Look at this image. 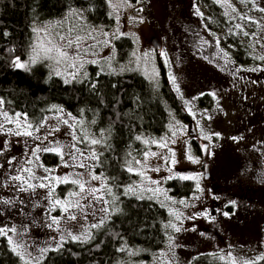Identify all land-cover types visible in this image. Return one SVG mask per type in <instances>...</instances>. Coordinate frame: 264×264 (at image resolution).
I'll use <instances>...</instances> for the list:
<instances>
[{
	"label": "rangeland",
	"instance_id": "1",
	"mask_svg": "<svg viewBox=\"0 0 264 264\" xmlns=\"http://www.w3.org/2000/svg\"><path fill=\"white\" fill-rule=\"evenodd\" d=\"M217 3L227 13V19L233 14L240 15L239 9L251 12L255 23L253 27L245 25L244 30L254 34L248 47L251 56L261 61L264 11L260 9H264V0H227L231 7L219 0ZM108 10L115 21L110 29L89 26L84 21L85 15L75 16L73 12L58 21L34 25L28 52L30 60L19 62L26 66L45 62L50 73L67 84L86 79L89 65L104 64L114 73L136 72L157 86L160 81L157 58L163 60L197 139L206 144L207 178L198 165L203 160L192 152L189 125L174 117L171 137L161 144L157 141L149 144L151 151L147 152V160L144 153L141 157L144 163L136 164L143 173L139 184L159 189L154 196L144 193L145 197L152 196L166 205L169 224L180 228L177 232L170 227L171 239L168 237L165 247L152 257V264H187L197 255H211L228 264H252L253 261L256 264L264 257V117H260L264 108V60L251 70L232 61L221 43L223 38L208 28L205 20L210 16L201 0H109ZM77 35L83 39L77 41ZM243 35V32L238 34L239 41L246 43ZM118 36L129 37L133 46L127 60L114 65L116 53L111 46ZM46 47L62 48L74 59L58 63L54 52L42 50ZM13 66L16 67L14 63ZM73 72L75 77L70 75ZM204 96L213 99L212 108L199 106L198 100ZM4 112L0 104V124H3L0 129V228L7 233L0 236H5L8 242L11 239L10 246L21 256L38 260L66 238L76 236L80 237L76 240H84L91 225L110 215L109 200L103 191L98 193L104 195L103 201L91 197L82 199L74 184L76 191L71 195L59 194V185L65 183L58 182L57 178L71 181L79 177L82 182L88 181L86 187L104 185L100 177L91 179L95 159L91 151L82 150V156L77 151L79 148L70 147L75 118L65 112L49 116L38 131L30 129L33 135L26 137L14 134L23 130L25 122L19 121L18 129V118L8 113L13 119V123H8ZM37 145L50 149L60 146L62 156L49 151L57 154L58 163L51 168L44 167L40 160L44 151L31 156L29 150ZM28 159L32 163H25ZM81 163L86 167H79ZM21 168L31 169L37 177L31 183H45L49 187L19 191L21 182L12 177L30 179L29 173ZM184 175L195 182V194L190 199H180L183 204L168 201L165 182ZM40 177L49 179L42 181ZM56 200L61 204H55ZM76 201L87 206L75 207ZM258 201L263 208L257 205ZM173 213H179L180 218ZM70 215L77 219H69ZM53 217L57 223H53ZM13 228L15 232L7 231Z\"/></svg>",
	"mask_w": 264,
	"mask_h": 264
},
{
	"label": "trees",
	"instance_id": "2",
	"mask_svg": "<svg viewBox=\"0 0 264 264\" xmlns=\"http://www.w3.org/2000/svg\"><path fill=\"white\" fill-rule=\"evenodd\" d=\"M108 1L0 0V101H3L4 110L12 115L20 113L18 120L32 124L33 129L60 112L75 118L73 133L78 141L84 132L90 139L102 140L95 146L89 141L77 142L76 148L91 151L92 156L95 151L98 159H94L92 172L105 186H110L113 193L105 195L110 215L103 224L98 223L100 227L91 228L87 239L66 238L38 260H31L15 252L8 239L0 236V264H152V257L165 247L172 233L170 227H165L171 221L166 205L162 206L153 198L140 200L135 195L124 194V187L139 184L138 179H141L140 175L127 170L129 163L135 172H141L135 160H141L144 153L151 151L148 147L151 141L161 144L171 137L174 117L189 127L193 125L167 76L164 61L157 58L160 76L157 86L136 72L114 73L104 64L89 65L87 78L70 84L51 74L45 62L29 65L26 69L13 66L17 59L30 60L28 52L34 25L58 21L73 12L75 16L85 15L84 21L89 26L110 29L115 21L109 14ZM201 2L210 16L205 20L208 28L223 38L221 43L230 59L249 70L262 64V60L251 56L250 37L243 35L246 43L240 42L238 34L241 31L235 28L237 23L243 27L249 25L241 16L251 17V12L239 9L240 15L233 14L227 19L221 5L214 0ZM112 43L116 53L114 65L124 63L133 46L131 39L118 36ZM198 104L210 109L215 102L204 96ZM137 136L141 140H137ZM189 139L193 154L203 160L200 146L191 137ZM145 140L150 143L145 144ZM40 160L44 167L51 168L58 163V156L54 152H44ZM73 187L71 183L59 185V194L68 197L76 191ZM165 188L166 199L170 202L190 199L196 192L193 180L178 177L168 179ZM218 259L197 255L187 264H228ZM256 264H264V259Z\"/></svg>",
	"mask_w": 264,
	"mask_h": 264
},
{
	"label": "snow or ice",
	"instance_id": "3",
	"mask_svg": "<svg viewBox=\"0 0 264 264\" xmlns=\"http://www.w3.org/2000/svg\"><path fill=\"white\" fill-rule=\"evenodd\" d=\"M214 2H217V0H214ZM219 2H222L223 4L227 5L228 7H231V5L227 3V0H219ZM260 10L261 11H264V9H260ZM232 11L235 12L236 11L235 8H233ZM225 14L227 15V13H225ZM241 19L247 20V22L249 24L255 23V21H253L251 17H248L246 15L245 16H241ZM235 28L237 30L243 32V34H244L245 37H250V36H253L254 35L252 33H249L247 31H245L244 30V27L241 24H239V23H237L235 25ZM230 31H231V29H230ZM82 39H83V37H80L79 35H77V37H76V40L77 41H80ZM48 43L51 44V41H48ZM71 43H72V41L69 40V45H71ZM42 50L45 51L46 53H53L54 52L55 53V56L59 58L57 60L58 63L61 62L62 60L74 59L73 57H70V55H69L68 52L63 51L62 48L46 47V48H43ZM260 59L261 60H264V56H261ZM33 62H34V58H33ZM14 64L18 68H26L27 67L24 63L19 62L18 59H17V61H14ZM68 66L69 67H75L74 64H69ZM70 75H72L73 77H75V73L74 72L73 73H70ZM0 104H3V101H0ZM15 116L17 118H19L21 116V114L20 113H16ZM4 117H5V120L8 123H13V119L12 118H9L7 112H4ZM24 119L26 121L27 120V117L25 116ZM16 123H17V127L19 129L21 127V125H20V122H19L18 119L16 120ZM65 123H67V121H65ZM93 123H94V121H93ZM2 128H3V124H0V129H2ZM30 129H33V125L30 124V123H25L23 125V130L22 131L18 130L14 134L17 135V136L23 135V136H26V137H31L33 135V132L30 131ZM35 130L38 131L39 128L37 127ZM216 135H218V134H216ZM37 139H39V138H37ZM136 139L137 140H141V137L140 136H137ZM72 140H73V143L70 146L71 148H75L77 142H79V143H85L86 141H89L90 142V145H92V146L99 145V144L102 143V140H100V139H96V138H91L90 139L88 137L87 132H84L83 136L79 139V141L77 140L76 133L74 132L73 135H72ZM143 142L145 144L150 143L148 140H145ZM42 143H43V141H41V144ZM151 143H156V142L155 141H151ZM161 146L163 147L164 145H161ZM40 151H44V152L54 151L58 155H61L62 156V149H61L60 146H57L54 149H50L48 147L41 148L40 145H37L34 149H30L29 150V154L31 156H36V153L37 152H40ZM77 151H81V155L82 156L84 155V153H83L82 150L77 149ZM69 155H72V153L69 152ZM148 155H149V153H147V152L144 154L145 161L147 160ZM152 155H155V153H152ZM93 158L98 159V157L96 156L95 151H93ZM189 159H191V157H189ZM9 163H12V161H9ZM25 163L30 164V163H32V161H31V159H28V160L25 161ZM135 163L136 164H141V163H144V161L135 160ZM78 166L81 167V168L86 167V165H84L83 163L79 164ZM21 170L22 171H27L29 173L30 179H23L21 176H13L12 177L13 180H16V181H20L21 182L20 183V187L18 188L19 191H26L28 189L35 190V188H37V187H39V188L49 187V185L48 184H45V183H40L38 185L31 183L30 182L31 180H36L37 179V177L32 173V170L31 169L21 168ZM127 170L129 172L135 174V175H140V176L143 177V173L142 172L141 173H137V172L134 171V169L131 167V163H129V166H128V169ZM90 175H91V179L93 181L99 179V176L96 175V174H91L90 173ZM169 178H171V177H169ZM180 178L181 179H184V180L190 179V177H188V176H181ZM39 179L43 181V180H48L49 178L48 177H40ZM144 179H146V177H144ZM57 180H58V182H64V183L70 182V183L76 185L79 188V190H80V193L79 194L81 195V198L82 199H85V200H87L89 197H91L93 200H101V201H103L104 200V195H113L112 188L110 186H105V185L102 184L100 188L86 187V184L88 183V181L85 180V181L82 182L79 177L78 178H75V179H72L71 181H68L67 179L60 180L59 178H57ZM152 183L155 184L157 182L156 181H152ZM197 187H199V185H197ZM102 191H103L104 195H98V193H101ZM158 191H159V189H154V188H151V187H147L146 185L142 186L140 184H133V185H129V186L124 187V194L125 195H128V194L135 195L136 198L137 199H140V200H143L145 198L152 199V196L145 197L144 193H152L153 196H154ZM48 195L51 196L52 195V192L49 191ZM115 199H116V197L113 196V200H115ZM5 203H7V201ZM105 203H107V201H105ZM180 203L183 204L184 201H180ZM55 204L60 205L61 204V201L60 200H56L55 201ZM71 206L72 205H69L68 207H71ZM86 206L87 205H81L79 203V201H76L75 202V207H78V208L83 209V207H86ZM162 206H163V204H162ZM68 207H65L64 211H67L68 210ZM102 210L103 211H107V209H102ZM173 215H175L177 219L180 218V214L179 213H173ZM68 218L69 219H72V220L77 219V217L74 216V215H70ZM57 222L58 221L56 220V218L53 217V223H57ZM100 224H103V220L100 222ZM100 224H93V225H91V227L92 228H97V227H100ZM165 227L166 228L167 227H171V228H173L177 232L180 231V228L177 227L175 224L165 225ZM7 231L15 232L16 230L13 228V229H8ZM0 234L6 235L7 233H6L5 229L0 228ZM84 238L87 239L88 238V234H86ZM72 239L76 240V239H80V237L72 236ZM169 239H171V237H169ZM9 243H12L11 239L9 240ZM120 250L123 251L124 249L121 248ZM41 251L44 252V251H46V249H41ZM259 259H264V257H260ZM252 264H255V262L253 261Z\"/></svg>",
	"mask_w": 264,
	"mask_h": 264
},
{
	"label": "flooded vegetation",
	"instance_id": "4",
	"mask_svg": "<svg viewBox=\"0 0 264 264\" xmlns=\"http://www.w3.org/2000/svg\"><path fill=\"white\" fill-rule=\"evenodd\" d=\"M264 117V108L261 110V112H260V117ZM193 140H197V138H192ZM201 142V141H200ZM197 143V145L198 146H200V144L201 143H199V142H196ZM262 145L264 146V143H262ZM259 152H261V151H259ZM261 153H263V152H261ZM261 153H260V155H261ZM207 154V148H205V152H204V155H203V163L202 162H198V165H199V167L201 168V170H204L205 172V174H206V171H207V164H206V162H205V155ZM259 159H260V161H261V158L259 157ZM263 163H264V161H263ZM259 207H262L263 208V206L261 205V204H259L258 205Z\"/></svg>",
	"mask_w": 264,
	"mask_h": 264
},
{
	"label": "water",
	"instance_id": "5",
	"mask_svg": "<svg viewBox=\"0 0 264 264\" xmlns=\"http://www.w3.org/2000/svg\"><path fill=\"white\" fill-rule=\"evenodd\" d=\"M189 137H191V138H196V137H195V131H194V129H193V125H190ZM196 142L201 143L200 140H198V139L196 140ZM204 152H205V144H204V143H201V144H200V154L203 155ZM205 178H207V175H205Z\"/></svg>",
	"mask_w": 264,
	"mask_h": 264
}]
</instances>
